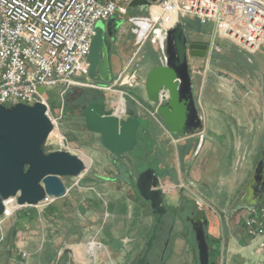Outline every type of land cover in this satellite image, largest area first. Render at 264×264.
Returning <instances> with one entry per match:
<instances>
[{
	"label": "rangeland",
	"instance_id": "374dc122",
	"mask_svg": "<svg viewBox=\"0 0 264 264\" xmlns=\"http://www.w3.org/2000/svg\"><path fill=\"white\" fill-rule=\"evenodd\" d=\"M132 15H136V13H130L128 16H117L120 23L119 32L111 42L113 46L110 50V55L114 60H123L122 63L129 66L130 70L132 69L136 73L137 79L144 81L132 91L146 101V77L153 68L164 63V56L160 51L158 41L153 42L151 37L143 44L137 43V36L132 33V24L129 22V17ZM185 20L188 22L187 26H185L188 39L193 42L199 40L197 31H199V28L201 29L202 26L191 19ZM102 24L105 23L100 21L96 26ZM235 45L230 43L223 48L222 56H224L226 60L223 61L224 64H222V66L223 70L226 72V77L239 84L245 83V80H247V78H241L240 73L256 75L257 78L253 79L252 85L254 86H249L247 89V91L252 90L254 94H250L246 99L242 97L244 94L239 84L233 83L235 84L234 89H236L233 94L244 99L242 100L244 106L235 108L239 113L236 119L239 121L240 127L235 126V128H232V133H230V130L226 129L214 137L215 142L222 144L225 157L228 156L227 165H221V160L218 161L216 174L211 175L213 185L208 186L207 184L205 191L201 188L199 191H197L198 188L195 190L193 189L195 191H193V194L188 193L186 197H183V199H185L184 202L188 205L186 212L175 214V212L171 210L169 217L163 220V222L175 224L176 229L179 230L181 226L185 225L186 217L195 209V201L198 197L210 208L208 214L210 219L213 220L214 226L210 223L209 231H211L213 235H216V238L223 239L225 245L226 240H229L230 244H232V237L234 234L238 235L242 233L241 227L243 226L246 212L244 210H238L234 212L232 217H229V211L232 203L236 200L238 194L247 183L249 176L255 168L259 152L264 147V103H261L262 101H257L256 103L252 101V98L262 96L260 85L264 84V43L255 52H249ZM199 65L203 66L204 64L200 62ZM255 70H257V74L253 72ZM85 77L90 79L89 75ZM85 77L80 79L86 81ZM99 86H101L99 83H89L88 87L91 89L86 87L77 88L78 91L89 89L93 97L77 102L72 100L71 104L68 106L67 99L73 97L71 90L65 98V107L63 109L61 88L46 89L45 98L51 107L52 116L57 119L58 124L47 141L46 151H58L60 139L65 138L72 154L78 156L81 154L83 156L85 153L88 155L89 158L86 164V173L88 177L100 176L103 178L115 179L119 175V172L113 158L101 146L99 136L87 130L82 111V107L87 106L89 102L96 99L99 100V102H104L107 109H113L114 105L111 103L117 102L120 94L116 90L103 91L97 89ZM124 99L128 114L135 113L138 115L139 113L142 116L139 133H141L140 139L144 144L143 147L145 151L138 154H142L144 158L149 157L160 178L165 175H168L170 178L174 177V170L177 164L183 165L182 170L184 171L190 164L191 159H188L186 162V160L183 159L184 157H182V152L178 153L177 156L174 152L171 154L173 147L170 145L167 136L169 134L168 132L162 134L157 129L156 122L158 121L161 123L157 115L148 111L129 94H127ZM227 121L229 122V119H227L226 122ZM159 149H161V151ZM163 150L166 153V157L160 159L159 153L163 152ZM169 151H171L170 155ZM129 158L135 161L134 155ZM214 161V156H212L206 166L207 172L213 170ZM135 178L130 185L122 181L111 182L105 185L101 184V187L94 185L95 191L101 196H103L105 192H112V195L115 196V192L121 191L124 192L130 200L135 202L139 199V194L135 189V185H133ZM64 181L68 185H72L76 182V179H65ZM92 194L94 195L93 191H83L81 195H78L76 201L83 202L84 198L91 197ZM194 194L197 195V197ZM179 198L178 194H168L164 199V203L166 206L168 205L174 209L179 203ZM221 203L224 204L223 208H219ZM69 212V223L75 226L76 224H80L78 225L80 228L87 224H81L72 220L74 218L71 215L77 213L76 208L72 212L69 210ZM26 213L31 215L34 213V220L30 221L26 219L23 222L24 229L18 232L17 238L13 242L14 247L10 253L7 251L8 242L5 241V237L7 232L14 225L16 217L6 221L2 230L0 229V264H56L58 246L64 241V239L59 237L56 233L58 229L62 228L61 223L58 221L51 223L45 222L42 218L40 219L39 213L37 214L36 210L33 208L23 209L20 217L22 218V215ZM76 215H79L78 218L81 222H88L90 218L81 213H77ZM102 215H104V213H102L100 217ZM174 219L176 221H174ZM143 221L150 225L155 222V217L151 214V211H146ZM118 224L116 226H118ZM246 237L247 235L245 234V239L248 238ZM69 239L70 237L67 241H69ZM187 240L188 242L186 243L180 240L176 241V245L172 250L173 255L167 264H199L197 244L192 232L188 234ZM42 243L43 246L41 247ZM253 244L254 242H252V247L250 249H246L242 253L245 259L244 264H264L262 257L255 253L257 247ZM50 246L53 248L52 251L49 250ZM36 249L40 250L31 256L30 253L32 250L34 251ZM20 250L26 253L28 257L25 258L21 256ZM128 251L131 253V247H128ZM225 251L226 247L224 249V252ZM49 252H51V254H49ZM112 261L113 260L99 258L96 262L93 261L92 264H112ZM232 261L235 263L237 262V260L232 259L229 263L233 264ZM217 264H225V261L223 258H219Z\"/></svg>",
	"mask_w": 264,
	"mask_h": 264
},
{
	"label": "water",
	"instance_id": "95a60500",
	"mask_svg": "<svg viewBox=\"0 0 264 264\" xmlns=\"http://www.w3.org/2000/svg\"><path fill=\"white\" fill-rule=\"evenodd\" d=\"M156 0H136L130 8L150 7ZM114 18L96 26L89 55V76L100 80L107 87L112 82L110 59L106 46V33L111 35ZM165 62L153 68L145 82L146 101L127 90L136 101L161 119L163 126L174 139L184 140L202 129L192 83V61L206 59L209 47L204 43L190 42L185 24L179 20L166 31L163 46ZM44 93V89H40ZM43 103L33 106L16 104L0 105V216L3 202L17 198L22 206H36L46 196L62 199L67 195L65 179H78L86 171L85 161L69 151L47 152L46 144L54 131V125L46 115ZM87 130L97 134L101 146L114 159L119 175L116 180L131 184V174L123 156L137 147L141 119L117 115L107 109L104 102L91 101L82 107ZM126 113V109H125ZM264 148L261 159L251 173L249 181L232 204L231 212L246 209L251 212L264 199ZM139 196L150 204L157 215L153 234L137 264H148V256L157 238L159 225L168 208L164 203L161 178L154 168H147L134 180ZM257 191V192H256ZM193 226L198 250L199 264H210V248L206 229L209 226L207 213L198 210L187 218ZM93 261V259L91 258Z\"/></svg>",
	"mask_w": 264,
	"mask_h": 264
},
{
	"label": "built area",
	"instance_id": "2783aa9c",
	"mask_svg": "<svg viewBox=\"0 0 264 264\" xmlns=\"http://www.w3.org/2000/svg\"><path fill=\"white\" fill-rule=\"evenodd\" d=\"M134 1L0 0V105L43 103L55 130L57 119L45 98L46 89L61 88L63 109L71 90L88 87L91 80L85 76L89 75V55L97 23L107 22L115 15L127 16ZM148 12L147 18H129L138 44L185 19L201 26L212 25L217 38L227 39L249 52L257 51L264 43V0H156L151 2ZM167 19L172 22L168 24ZM210 45L220 51L213 41ZM83 77L86 81L80 79ZM137 85V76L126 67L112 85L97 89L116 90L120 94L117 102L111 103L116 113L121 99L126 109L127 90ZM40 89H44L43 94ZM58 151L71 152L65 138L60 139ZM56 200L46 196L33 207L20 205L17 198L4 201L0 229L23 209L33 208L41 213ZM195 205L200 210L210 209L198 198ZM243 229L264 261V199L245 215Z\"/></svg>",
	"mask_w": 264,
	"mask_h": 264
},
{
	"label": "crops",
	"instance_id": "0c3cea01",
	"mask_svg": "<svg viewBox=\"0 0 264 264\" xmlns=\"http://www.w3.org/2000/svg\"><path fill=\"white\" fill-rule=\"evenodd\" d=\"M197 34L199 40L194 41V43H204L209 47L206 59H195L192 61L193 91L197 110L202 122L201 132L184 140L174 139L165 129L162 122H156L157 129L162 134H166V132L169 134L167 136L170 145L173 147V151L172 153L169 151V155L174 152L177 156L178 153L182 152L184 154L183 159H185L186 162L188 159H191L190 164L184 171L182 170L183 165L177 164L174 170V177L170 178L168 175H165L161 178L164 199L168 194H178L180 197L179 203L174 209L168 205L167 207L165 204V206L175 212V214H181L187 211L188 205L184 202L185 199H183V197H186L188 193L193 194L196 188H198L197 191H199L200 188L205 191L207 184L208 186L213 185L211 175L216 174L218 161L221 160V165H227L228 156L225 157L222 144L215 142L214 137L226 129L230 130V133H232V128H235V126L240 127L239 121L236 119V116L239 115V113L235 108L244 106V102L242 101L244 99L233 94V92L236 91V89H234L235 84L233 83L236 82L226 77V72L223 70L222 66V64H224L223 61L226 60L225 57L222 56L223 48L230 43H234L227 39L217 38L214 34L212 25L202 26L201 29L197 31ZM212 41L219 47L220 51L211 48L210 44ZM109 59L110 73L112 74V82L109 85H112L123 73L126 67L129 66L123 64V60L112 59V56H110ZM200 62H203L204 65H199ZM129 72L136 75L132 69L130 70V67ZM253 72L254 74H257V70ZM240 75L241 78H247L245 83H236L239 84L242 89L244 94L242 97H245L246 99L250 94H254L252 90L247 91V89L249 86H254L252 85L253 79L257 77L256 75H250L247 73H240ZM142 82L144 81L141 79L138 80L137 87L140 86V83ZM98 83L102 84L101 82ZM260 89L262 96L252 98L254 103L257 101H262L261 103H264V84L260 85ZM125 116L129 117L127 111ZM137 116L140 119L142 117L139 113ZM227 119H229V122H226ZM159 150L161 151V149ZM107 153L110 154L109 152ZM159 155L160 159L166 157L164 150L159 153ZM79 156L87 164V159L89 158L88 155L84 153L83 156L81 154H79ZM212 156H214L215 160L213 163L214 168L212 171L207 172L206 166ZM111 157L113 158L112 155ZM86 172L80 178L76 179V182L72 185H68L64 181L68 188L67 195L64 198L57 199L55 203L41 213L36 211L37 214L39 213L40 219L42 218L47 223L54 221L61 223L62 228L58 229L56 233L59 237L63 238L64 241L58 246L56 261L59 250L65 245L67 247H75L78 254L82 255L83 258H86L90 262L89 264H92L93 261L96 262L99 258L112 260V258L116 257L121 260L122 251H128V247H131V254L134 258H139L146 248V243L151 233V227L155 223L154 222L150 225L143 221L146 211H151L150 204L144 201L140 196L139 199L134 202L121 191L115 192V196L112 195V192H105V194L101 196L95 191L94 185L101 187V184L105 185L119 180H116L117 177L115 179L103 178L100 176H93L95 178H90ZM83 191H93L94 195L92 194L91 197L84 198L83 202H77L78 195H81ZM195 196L197 197V195ZM223 207L224 204L221 203L219 208ZM75 208L77 213H81L87 217L89 216L90 218L88 222H81L78 218L79 215H76V213L75 215H71L74 218L72 220L81 224L87 223L85 224L86 227L84 225L80 228L78 226L80 224H76L75 226L72 225V223H69V210L72 212ZM195 209L198 208L195 207ZM231 209L232 205L229 211V217H232L234 214V212H231ZM204 211L207 213L209 220L207 231L209 234L213 235V233L209 231V228L210 223L214 226V222L209 217V209H204ZM244 211L246 214L249 212L246 209ZM102 213H104V215L100 217ZM117 224L118 226H116ZM241 228L242 233L238 234L237 232L238 235L234 234L232 237V244H230L229 240H226L225 245L224 240L220 239L219 258H223L225 264H230L229 261L232 259L237 260L236 263L232 261L233 264H244L245 259L242 256V253L244 250L252 247V241L247 237V239H245L243 226ZM213 236L216 237V235ZM69 237L70 239L67 241ZM133 237H135L136 240L131 244L130 241ZM175 245L176 244L173 245V249ZM42 246L43 243L41 244V247ZM225 247L226 251L224 252ZM40 249L32 250L30 255L33 256L34 253L38 252ZM52 249L53 248L50 246L49 250L52 251ZM19 252L21 256L25 257L23 251L20 250ZM255 253L261 256L257 249L255 250ZM49 254H51V252H49ZM27 257L28 255L25 258Z\"/></svg>",
	"mask_w": 264,
	"mask_h": 264
},
{
	"label": "flooded vegetation",
	"instance_id": "af4514ba",
	"mask_svg": "<svg viewBox=\"0 0 264 264\" xmlns=\"http://www.w3.org/2000/svg\"><path fill=\"white\" fill-rule=\"evenodd\" d=\"M130 13H136V15H132L129 18H131L133 16L134 17H138V18H147L149 16L148 7L134 8V9H131L129 11L128 15ZM112 18L115 19V22H114V24L112 26V33H111V35L106 33V39H105L106 46L108 48L109 58L111 56L110 55V50L112 49V46H113V43H111V42L114 39L115 35L119 32V26H120V23L118 21L117 15L113 16ZM150 37L152 38L153 42H157L158 41V43L160 45L159 46L160 47V51H161V53L164 56L163 58H164V62H165V54H164L163 46L165 44L166 31L158 30L157 32L153 33V35H151ZM190 42H193V41H190ZM90 79H91L90 82L92 84L100 82V80L93 81L91 77H90ZM86 88L91 89L90 87H86ZM89 89H82L81 91H78L77 89H73L72 90V95H73L72 98L73 99L72 98L71 99H67L68 106L71 104L72 100L77 102V101H81V100H86L89 97H93L92 94H91L92 92ZM93 101H99V100L96 99V100H93ZM262 151H263V149H261L260 152H259V157H258V160L255 163V167H256L257 162L261 159V152ZM248 181H249V179H248ZM262 185H264V179L262 180ZM198 210H200V209H193L190 212V214L186 217L185 225L181 226V228L179 230L176 229L175 224H172V223H169V222L168 223L162 222L159 225V229H158V231L156 233L157 238L155 240L154 246H153V248H152V250H151V252H150V254L148 256V259H147L148 264H167L169 262L171 256L173 255L172 254L173 245L176 243V241L180 240V241H182L184 243L188 242V240H187L188 239V234L190 232H192L194 234V231H193L192 224L189 221H187V218L191 217V213L192 212L196 213V211H198ZM241 210H245V209H241ZM170 213H171V210L168 209V213L164 216V218L169 217ZM151 214L155 217V221H156L158 216L154 215L152 213V210H151ZM164 218H163V220H164ZM174 221H176V220L174 219ZM154 224L151 227V233H150V236L148 237V240L150 239V237L153 234ZM188 225H189V228H188ZM206 232H208L207 229H206ZM194 237H195V235H194ZM135 240H136L135 237H133L131 239L130 243L131 244L134 243ZM155 247H157V249H154ZM142 255L139 258L138 257L134 258V256L131 253H129V251L127 252V251L123 250L122 253H121V260H120V258L114 257V258H112V260H113L112 264H137L138 260L142 257ZM89 263L90 262L86 258H83L82 255L78 254L77 249L75 247H67L65 245L59 250V252L57 254L56 264H89Z\"/></svg>",
	"mask_w": 264,
	"mask_h": 264
},
{
	"label": "trees",
	"instance_id": "16d2710c",
	"mask_svg": "<svg viewBox=\"0 0 264 264\" xmlns=\"http://www.w3.org/2000/svg\"><path fill=\"white\" fill-rule=\"evenodd\" d=\"M182 22L185 24V26H187L188 22L186 20H183ZM197 24L200 25L199 23H197ZM199 30H200V28H199ZM127 114H128V112H127ZM128 115L133 116V117H138L135 113H131ZM159 121L162 122L161 119H159ZM140 136H141V133H138L139 142H138L137 147L134 149V151H132L131 153H128L122 157L124 162L126 163V165L128 167L130 174H131V178H132L131 182H133V179L142 171L146 170L149 167L154 168L149 157L144 158V157H142V154H138L142 151H145V149L143 147L144 144L141 141ZM133 155L135 157V161L131 160L129 158ZM182 157H184V154L182 155ZM20 215H21V211L15 214V216H14V217H16L15 223L10 228V230L7 232V235L5 237V241L8 242L7 251L9 253L12 251V249L14 247L13 242L16 240L18 232L22 231L24 229L23 222L26 219L33 221L35 214L33 213V215H31L29 213H26V214L22 215L23 216L22 218L20 217ZM207 241H208L209 248H210V264H217L218 258L220 256V246H219L220 239H218V238L214 237L213 235L207 233ZM154 249H157V247H155Z\"/></svg>",
	"mask_w": 264,
	"mask_h": 264
},
{
	"label": "bare ground",
	"instance_id": "6f19581e",
	"mask_svg": "<svg viewBox=\"0 0 264 264\" xmlns=\"http://www.w3.org/2000/svg\"><path fill=\"white\" fill-rule=\"evenodd\" d=\"M172 22V19H167V23L170 24ZM125 112V107H124V101L123 99L120 100V106L119 108L117 109V112L116 114L117 115H121Z\"/></svg>",
	"mask_w": 264,
	"mask_h": 264
}]
</instances>
